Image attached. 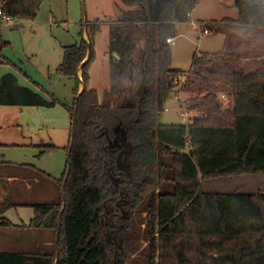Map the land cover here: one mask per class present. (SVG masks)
I'll return each mask as SVG.
<instances>
[{
	"label": "trees",
	"instance_id": "obj_1",
	"mask_svg": "<svg viewBox=\"0 0 264 264\" xmlns=\"http://www.w3.org/2000/svg\"><path fill=\"white\" fill-rule=\"evenodd\" d=\"M44 1L0 0V8L13 19L34 20ZM121 2V16L109 31L107 100L101 102L97 90L88 87L99 22L87 25L89 41L82 39L63 48L57 69L77 82V97L67 106L69 163L55 180L61 186L60 198L29 204L35 213L28 225L53 230L54 251L0 252V264H111L112 250L104 237L110 230L120 236L116 247L124 260V232L130 226L123 215L114 217L108 204L116 209L117 203L138 208L147 202L152 264H264V193L202 189L213 179L264 174V60L249 72L236 65L217 72L212 67L214 55L196 49L190 70L197 77L189 85L199 93L190 107L200 114L188 128L159 123L166 101L178 91L174 81L184 73L171 66L167 39L177 36L178 23L190 21L200 0ZM234 6L239 18L226 21L264 36V0H234ZM209 65L212 68L206 73L225 88L226 110L222 108L225 100L212 92L208 76L196 70ZM80 83L85 86L78 93ZM55 104L21 85L12 73L0 80V105ZM40 148L43 155L57 146ZM166 156L170 164L163 160ZM165 182L172 185L171 190L163 186ZM14 205L0 201V226H13L4 215Z\"/></svg>",
	"mask_w": 264,
	"mask_h": 264
},
{
	"label": "rangeland",
	"instance_id": "obj_2",
	"mask_svg": "<svg viewBox=\"0 0 264 264\" xmlns=\"http://www.w3.org/2000/svg\"><path fill=\"white\" fill-rule=\"evenodd\" d=\"M122 9L121 0H45L34 20L13 19L10 23L0 21V77L6 72H12L19 77L21 83L36 90L47 100L56 101L53 107L0 106V161L35 163L42 165L53 176L61 177L67 161L65 147L69 144L71 130V117L67 106H72L77 97L76 79L57 72L63 60V48L66 45L79 43L82 39L89 41L87 25L99 22L101 29L93 38L94 58L89 68L88 87L97 90L99 100L105 102L111 74L109 31L112 23L118 20ZM152 13H157V10L153 9ZM189 23V25L181 23L177 28L178 36L175 38V44L171 45V66L189 72L194 80L197 75L190 68L196 49L215 53L212 67L217 72H225L229 65H236L241 70L249 72L257 68L259 62L264 60V36L262 35L247 30L231 31V33L229 31L224 34L217 29L211 30L210 34H204L203 28L195 30L191 22ZM84 28L87 31L85 38L81 34ZM226 42L227 45L235 42L231 47L236 50L233 58L228 57L225 52L221 53ZM138 50L135 51V58ZM239 55L248 57V60H241ZM256 55L260 56L256 57ZM212 67L209 65L196 70L201 72L200 76H208L209 84L215 92H223L222 90H225L223 84L214 81L215 78L206 73ZM81 76L80 69L79 77ZM186 87L182 92L178 89L166 101L164 110L167 108L168 111L162 112L158 118L159 123H183L180 105L192 106L196 93H199L195 92L198 89L193 84H188ZM175 94L181 96L180 101ZM219 98L225 100L227 97ZM228 105V100L223 101V110H226ZM195 110L200 114L197 109ZM41 140L45 144L53 143L58 148L40 155L34 144L40 143ZM3 143L18 145L5 146ZM163 160L167 164L171 162L167 156ZM163 186L172 189L169 182L163 183ZM221 188L226 190L225 193H264V174L213 179L206 181L202 187L207 193H221ZM122 204L123 212L115 211V213H118L119 219L123 215L130 226L124 232L127 245L126 259L123 260L122 250L116 247L120 236L116 233L117 231L110 230L104 234V237L112 250L111 264L118 262L152 264L150 259L152 249L147 233L149 203L138 208ZM108 206L110 210L116 209V206L112 204ZM157 254L156 252V258L159 261Z\"/></svg>",
	"mask_w": 264,
	"mask_h": 264
},
{
	"label": "crops",
	"instance_id": "obj_3",
	"mask_svg": "<svg viewBox=\"0 0 264 264\" xmlns=\"http://www.w3.org/2000/svg\"><path fill=\"white\" fill-rule=\"evenodd\" d=\"M118 16H121V11ZM238 18L239 10L234 6V0H200L199 4L192 11L189 22H191V20H194L199 25L200 29H204L206 27V24H209L208 27L212 28L213 30L217 29L218 32H222L224 34L229 33V31L230 33L231 31H246L245 27H243L242 25H239L236 22L226 21L227 19L237 20ZM189 22H187L186 24H188ZM180 24L181 23L177 24V28L180 26ZM211 30L208 34L211 33ZM82 36L84 38L87 37L86 28L82 29ZM234 44L235 42H232L227 45L226 42V46L224 47V50L221 51V53L225 52V54H228V57L233 58L235 56L234 51L236 50L231 49V47H233ZM203 52H208L211 55L215 54L209 51ZM239 58L241 60H248V57H242L241 55H239ZM8 73L12 72H6L3 75ZM2 76L0 77V80ZM15 76L17 77V75ZM17 79L21 85L28 87L27 85L20 82L19 77H17ZM81 89L82 83L79 84L78 93L81 91ZM34 91L37 92L36 90ZM30 144L32 145V143ZM4 145L16 146L18 144L12 143ZM34 145L38 149L40 154V146L54 144H45V142L41 140L40 143H35ZM66 148L67 146L65 147V149ZM66 153L67 161L64 171L66 170L68 163L67 149ZM61 177L57 178L53 176L42 165L39 166L35 163H19L14 161L9 162L6 160L0 161V201H8L12 204H15L4 215L13 224V226H0V252L44 254L54 251L56 235L53 230L35 229L28 227L35 213L34 209L30 207L29 204L48 203L60 198L62 192L61 186L55 180H59ZM58 188H60V190ZM220 191H222L221 193L226 192V190L222 188L220 189Z\"/></svg>",
	"mask_w": 264,
	"mask_h": 264
},
{
	"label": "built area",
	"instance_id": "obj_4",
	"mask_svg": "<svg viewBox=\"0 0 264 264\" xmlns=\"http://www.w3.org/2000/svg\"><path fill=\"white\" fill-rule=\"evenodd\" d=\"M12 20H13V18L5 15L2 12V9L0 8V21H6V22L10 23V22H12ZM191 24H192L194 29H200L199 25L194 20H191ZM209 32H210V30L208 28L203 29L204 34H208ZM167 42L174 44L175 39L174 38H168ZM192 80H194V79L191 78L190 73L184 72V73L180 74L178 76V78L175 79L174 84L177 86V88L180 90V92H182L184 90L185 86L188 85ZM212 92H214L218 97H222V98L226 97L224 92H221V91H219V92L212 91ZM207 93H208V91L203 92V93H201L200 96H204ZM175 95H177V94H175ZM177 97L180 101L181 96L177 95ZM182 104H183V102H182ZM180 108L182 109V111L180 112V115H181L182 121H183L182 124H184L188 128L194 122V119L197 116H199V114L196 113V110L194 108H191L190 106L180 105ZM164 111H168V109L165 108Z\"/></svg>",
	"mask_w": 264,
	"mask_h": 264
},
{
	"label": "water",
	"instance_id": "obj_5",
	"mask_svg": "<svg viewBox=\"0 0 264 264\" xmlns=\"http://www.w3.org/2000/svg\"><path fill=\"white\" fill-rule=\"evenodd\" d=\"M114 56H115L117 59H119V56H118L116 53H114ZM86 60H87V58L83 61V63H84ZM80 68H81V67H80ZM80 68L78 69V71L80 70ZM78 73H79V72H78ZM84 86H85V85L82 83V90L84 89ZM82 90H81V91H82ZM81 91H80V92H81ZM80 92H79V93H80ZM68 163H69V154H68ZM69 168H70V167H69ZM63 209H64V206H63ZM58 257H59V256H58V254H57V259H56V260H58Z\"/></svg>",
	"mask_w": 264,
	"mask_h": 264
},
{
	"label": "flooded vegetation",
	"instance_id": "obj_6",
	"mask_svg": "<svg viewBox=\"0 0 264 264\" xmlns=\"http://www.w3.org/2000/svg\"><path fill=\"white\" fill-rule=\"evenodd\" d=\"M122 203H117V209L116 211H118L119 209H122L123 208V204L121 205ZM113 216L115 217H118V213H115V210H113V213H112Z\"/></svg>",
	"mask_w": 264,
	"mask_h": 264
}]
</instances>
